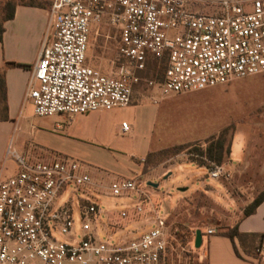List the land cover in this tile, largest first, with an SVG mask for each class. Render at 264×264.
I'll use <instances>...</instances> for the list:
<instances>
[{
    "label": "built area",
    "instance_id": "built-area-1",
    "mask_svg": "<svg viewBox=\"0 0 264 264\" xmlns=\"http://www.w3.org/2000/svg\"><path fill=\"white\" fill-rule=\"evenodd\" d=\"M101 23L116 31L122 59L109 72L89 64ZM155 64L161 70L148 76ZM258 75L264 0H53L26 100L38 117L72 119L127 108L143 85L158 103ZM8 155L14 170L0 179V264H163L175 235L171 213L160 214L140 179L106 183L83 161L33 145L23 153L10 145ZM211 166L219 179L223 166ZM134 194L131 211L104 210L97 200ZM137 217L143 227L127 230Z\"/></svg>",
    "mask_w": 264,
    "mask_h": 264
},
{
    "label": "rangeland",
    "instance_id": "rangeland-1",
    "mask_svg": "<svg viewBox=\"0 0 264 264\" xmlns=\"http://www.w3.org/2000/svg\"><path fill=\"white\" fill-rule=\"evenodd\" d=\"M115 37L116 31L106 23L95 29L88 52L91 66L107 72L115 68ZM2 114L0 99V118ZM58 117L30 113L17 133L16 149L21 148V142L29 141L33 144L27 150L33 145L35 152L45 155L63 153L74 157L106 183L125 178L140 179L146 186L149 182L157 184V188L148 186L146 190L161 206V215L171 213L175 234L163 264H207L200 255L205 247L195 248L194 233L214 229L216 234H224L239 224L245 209L264 192V75L172 95L158 103L143 85L131 106L80 115L69 120L65 129L54 131ZM124 122L129 125L127 132L123 130ZM227 128L231 154L222 165L219 179L210 176L211 169L192 163L186 153L154 157V167L143 175L138 163L149 151L204 143ZM42 131L50 134L38 139ZM97 200L111 212L131 211L139 203L136 194L130 199L103 196ZM142 218L128 222L127 230L143 227ZM251 251L262 260L261 242Z\"/></svg>",
    "mask_w": 264,
    "mask_h": 264
},
{
    "label": "crops",
    "instance_id": "crops-1",
    "mask_svg": "<svg viewBox=\"0 0 264 264\" xmlns=\"http://www.w3.org/2000/svg\"><path fill=\"white\" fill-rule=\"evenodd\" d=\"M16 1L18 5L15 16L4 23L5 31L0 42V74L5 83L8 106L7 119L0 118V179L11 175L14 170V163L8 155L10 145L15 151L23 153L27 151L29 145L33 144L28 141L21 142V148L17 146L16 149L14 146L16 140L18 143L17 133L21 130L23 121L30 113L34 114L33 106L26 100V95L32 69L38 60L43 40L48 33L50 6L53 0ZM30 1H35V4L25 3ZM79 116L72 119L58 117L54 131L65 129L64 125L67 126L69 120L73 121ZM46 134L50 133L42 131L38 139H43V135ZM152 152L156 151H149L147 155ZM10 162L13 163L12 166L9 165ZM239 229L242 234L249 236L244 246L237 238L233 241L218 234L206 239L205 250L200 252V255L207 259V264H264V255L261 260L256 258L251 251L255 246L260 245V242L264 247V241L251 237L264 234V202L255 214L240 222Z\"/></svg>",
    "mask_w": 264,
    "mask_h": 264
},
{
    "label": "trees",
    "instance_id": "trees-1",
    "mask_svg": "<svg viewBox=\"0 0 264 264\" xmlns=\"http://www.w3.org/2000/svg\"><path fill=\"white\" fill-rule=\"evenodd\" d=\"M25 3L32 5V4H35V1H30V2H25ZM17 5H18V1L16 0L0 1V42L3 39V35L5 31L4 23L14 18ZM116 59L119 62L122 61V59H120L118 55L116 56ZM158 70H161V69H158V65L156 64L152 65L150 67V73H148V76L151 75V72L153 74H156ZM0 99L3 103V114L1 118L7 119V111H8L7 95H6L4 79L1 74H0ZM228 131L229 129L227 128L223 130L219 134V136L217 137L214 136L212 138H209L204 143L174 145V146L168 147L160 151L149 153L146 156V158L140 159L138 164L142 168L143 175H146L149 173L151 168L154 167L152 165L153 164L152 159L154 157L163 159V158L175 156L181 153H186L189 156V160L192 163H195L196 165L200 167L211 169L212 164L215 166H222L226 162L229 155L231 154V149H230L231 144L227 138ZM263 202H264V192L260 194L253 201V203L250 204L245 209L242 220L255 214L258 207ZM239 224H237L235 227L225 232L224 234H218V235L228 237L233 241L237 238L239 239L241 244L244 246V243L249 236L244 235L240 232ZM208 237L209 236L207 235V232H204V242H203L201 249L204 247L205 241ZM251 237L253 239H259L260 241H264V234L252 235ZM195 238H196V232L194 233V236H193L194 245H195ZM236 252L240 256L238 250Z\"/></svg>",
    "mask_w": 264,
    "mask_h": 264
},
{
    "label": "water",
    "instance_id": "water-1",
    "mask_svg": "<svg viewBox=\"0 0 264 264\" xmlns=\"http://www.w3.org/2000/svg\"><path fill=\"white\" fill-rule=\"evenodd\" d=\"M148 186H151L153 188H157L158 185L157 184H154L152 182H149L148 183ZM185 189H183L184 191ZM203 242H204V233L201 229H198L196 231V238H195V248L196 249H201L202 245H203Z\"/></svg>",
    "mask_w": 264,
    "mask_h": 264
},
{
    "label": "snow or ice",
    "instance_id": "snow-or-ice-1",
    "mask_svg": "<svg viewBox=\"0 0 264 264\" xmlns=\"http://www.w3.org/2000/svg\"><path fill=\"white\" fill-rule=\"evenodd\" d=\"M41 75H43V73H41Z\"/></svg>",
    "mask_w": 264,
    "mask_h": 264
}]
</instances>
